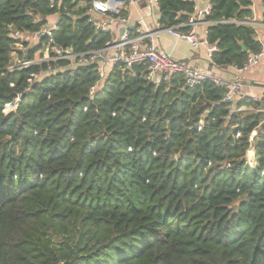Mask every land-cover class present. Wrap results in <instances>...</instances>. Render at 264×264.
Masks as SVG:
<instances>
[{
	"label": "trees",
	"instance_id": "1",
	"mask_svg": "<svg viewBox=\"0 0 264 264\" xmlns=\"http://www.w3.org/2000/svg\"><path fill=\"white\" fill-rule=\"evenodd\" d=\"M94 1L108 0H0V264H264L262 101L232 105L226 87L188 89L182 75L154 83L145 65L102 81L95 64L11 69L18 44L34 62L48 42L32 50L14 34L50 17L55 45L104 49L113 34L91 22ZM157 1L161 27L186 32L196 0ZM210 3L211 65L242 68L262 49L243 24L253 4Z\"/></svg>",
	"mask_w": 264,
	"mask_h": 264
},
{
	"label": "built area",
	"instance_id": "2",
	"mask_svg": "<svg viewBox=\"0 0 264 264\" xmlns=\"http://www.w3.org/2000/svg\"><path fill=\"white\" fill-rule=\"evenodd\" d=\"M133 2L134 0H128V5ZM148 3H150L151 7L159 10L157 0H148ZM126 5V2L121 0L92 2V8L89 14L94 27L97 30L111 32L113 34L109 27L111 24H115L116 30L119 32V36L113 34V41L108 42L106 47L101 50L85 54H76L71 47L62 48L55 45L52 33L58 30V23L52 24L50 27L46 26L41 33H15L14 37L20 39L22 42L37 41L38 43H40L42 37H47L48 42L43 44L42 54L45 55L48 60L46 59L44 62H53L57 65L63 61L67 62L70 67L95 64L98 67L101 81L104 80L117 65H122L128 69L137 65H145L148 69V79L154 83H157L160 79L157 76L158 74L168 77L182 75L185 81V88L188 89H193L201 82L207 80L226 87L228 92L225 101L229 104L233 105L237 98L243 97L245 83L240 77L234 80H227L202 70L194 69L184 62L174 59L170 54L159 50L156 46L160 33L165 31L178 39L188 41L193 49H199L204 45L207 46L209 59L211 60L212 54L217 48L209 44L207 36L206 38H202L198 32L200 24L210 25L207 18L212 13L211 3L207 4L202 9H195V12L189 16L188 22L183 25V27L188 29L186 32H180L179 27L162 28L158 22H156L157 30L154 32H147L137 26H132L128 17L124 18L119 16ZM96 16L107 18L108 21L99 20ZM243 24L250 25L248 21L243 22ZM261 44L262 49L260 53L250 55L242 68H236L239 75L251 71L264 59V42L261 41ZM44 62H30L26 59L19 69H25L32 64H41ZM51 71L52 69L41 72L39 75H34L33 78L37 79ZM97 88H99V84L91 90L90 94L93 95ZM17 101L21 100L18 99ZM15 103L8 106L16 107L17 109ZM236 111L237 108L234 105L232 112L234 113ZM262 112H264V110H262Z\"/></svg>",
	"mask_w": 264,
	"mask_h": 264
},
{
	"label": "crops",
	"instance_id": "3",
	"mask_svg": "<svg viewBox=\"0 0 264 264\" xmlns=\"http://www.w3.org/2000/svg\"><path fill=\"white\" fill-rule=\"evenodd\" d=\"M211 0H196V9H202ZM253 17L248 21L249 26H252L256 30L257 38L261 42H264V4L263 0H251ZM156 8L151 7L148 0H134V2L125 7V10L129 13L128 18L132 26H137L144 31L154 32L157 30L156 22L159 19V10L156 12ZM99 20L108 21L107 18L96 16ZM58 17H50L48 19V26L57 24ZM208 24H200L198 32L202 38H206ZM110 30L114 35L119 36V32L116 30L115 24L110 25ZM34 42V41H33ZM156 46L159 50L170 54L174 59L184 62L194 69H199L204 72L210 73L216 77L224 78L227 80H234L240 77L245 83L244 95L254 100L262 101L264 110V59L256 65L251 71L239 75L234 67H214L211 65V60L208 55L207 46H201L199 49H193L190 43L183 39H178L169 33L163 31L159 35V39L156 42ZM27 52V51H25ZM243 110H247L244 108ZM250 110V109H249ZM256 133H254L255 135ZM255 144L254 138L251 140V147L248 152L253 150V156L251 155V161L248 163L250 166L255 165ZM247 152V154H248ZM247 158V156H246Z\"/></svg>",
	"mask_w": 264,
	"mask_h": 264
},
{
	"label": "rangeland",
	"instance_id": "4",
	"mask_svg": "<svg viewBox=\"0 0 264 264\" xmlns=\"http://www.w3.org/2000/svg\"><path fill=\"white\" fill-rule=\"evenodd\" d=\"M26 43L28 45V48H30L32 50H34L36 47L39 46L37 41H34V42L33 41H29V42H26ZM25 51H28V50L26 49V46H24L23 44H20V45L18 44L16 46V52L13 55V62H12V66H11L12 70H16V69L20 68V66L23 65V63L26 60V55H27V53ZM46 59L48 60V58L45 57V55L42 54V51L41 52L39 51L36 54V56H35V62H44ZM157 76H158V78H161V76H163V75L162 74H158ZM18 102L19 101H17L15 103V105H17ZM15 109H16V107L8 106V107H6L4 112H5V114H11V113H13L15 111ZM246 156H247L246 159H247L248 163L253 162V161H251L250 152H248V154Z\"/></svg>",
	"mask_w": 264,
	"mask_h": 264
},
{
	"label": "water",
	"instance_id": "5",
	"mask_svg": "<svg viewBox=\"0 0 264 264\" xmlns=\"http://www.w3.org/2000/svg\"><path fill=\"white\" fill-rule=\"evenodd\" d=\"M53 1L55 2L56 0H53ZM155 11L157 12L158 10L155 9ZM19 103H20V101H19L18 104H17V108H18V106H19Z\"/></svg>",
	"mask_w": 264,
	"mask_h": 264
},
{
	"label": "bare ground",
	"instance_id": "6",
	"mask_svg": "<svg viewBox=\"0 0 264 264\" xmlns=\"http://www.w3.org/2000/svg\"><path fill=\"white\" fill-rule=\"evenodd\" d=\"M250 155H252V156H253V150H251V152H250Z\"/></svg>",
	"mask_w": 264,
	"mask_h": 264
}]
</instances>
